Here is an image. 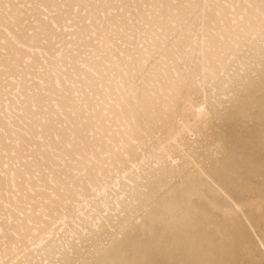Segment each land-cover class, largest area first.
Returning a JSON list of instances; mask_svg holds the SVG:
<instances>
[{
	"label": "snow or ice",
	"instance_id": "obj_1",
	"mask_svg": "<svg viewBox=\"0 0 264 264\" xmlns=\"http://www.w3.org/2000/svg\"><path fill=\"white\" fill-rule=\"evenodd\" d=\"M0 7L7 13L13 8L33 13L21 18L33 54L16 48L0 62L5 85L0 245L12 255L23 245L26 255L34 224L63 216L74 225L55 259L13 260L5 255L0 264H140L114 240L100 239V233L116 231L110 218L85 216L79 208L99 200L98 190L108 188L113 173L138 159L141 147L161 137L177 117L186 116L193 132L207 124L221 96L213 91L192 109V93L204 80L189 70L191 60L203 63L206 77H215L224 59L233 58L235 34L258 31L259 78L264 84V0H9ZM241 8L247 15L231 19L230 10ZM6 20L17 22L8 14ZM65 22L73 25V35L62 30ZM36 52L47 55L42 60ZM89 62L94 70H76ZM161 81L170 88L163 105L156 93ZM248 81L224 89L228 103L255 82V74ZM24 82L30 91L20 96ZM176 164L158 158L150 175L121 186L123 195L115 207L131 209L133 226L155 219L157 209L173 207L174 194L155 184L157 171Z\"/></svg>",
	"mask_w": 264,
	"mask_h": 264
},
{
	"label": "bare ground",
	"instance_id": "obj_2",
	"mask_svg": "<svg viewBox=\"0 0 264 264\" xmlns=\"http://www.w3.org/2000/svg\"><path fill=\"white\" fill-rule=\"evenodd\" d=\"M7 3L9 0H0ZM13 3H30L34 0H11ZM6 14L17 22L6 20ZM33 15L28 9H12L11 13L0 7V62L7 52L16 48L24 55H31V41L23 30L22 20ZM62 30L73 35V25L64 23ZM197 37L192 34L193 47ZM23 45V47H19ZM43 60L47 53L36 52ZM232 59L225 58L215 77H206L204 65L191 60L188 68L199 72L204 83L192 93V109L197 100L216 91L221 97L225 88H231L255 74V82L240 90L237 98L213 119L193 132L187 117H177L165 133L144 144L139 158L129 161L118 175L113 173L108 188L98 190L99 200L83 202L79 208L85 216L110 218L116 231L111 235L100 233V239L114 240L123 248L128 258L140 264H264V84L259 78L260 36L237 33L231 42ZM235 54H238L235 55ZM81 74L94 70L92 63L76 69ZM56 77L54 76L53 79ZM59 78L63 80V73ZM49 83L45 81L44 88ZM112 88L116 83L112 82ZM3 74L0 73V128L5 123L3 104ZM20 96L29 93L26 82L21 84ZM157 100L168 102L170 88L166 81L156 85ZM15 98V97H14ZM61 103H63L61 101ZM57 110L58 109H54ZM124 117H121L123 120ZM149 156V160L145 156ZM155 157V158H152ZM158 158L177 161L174 167L156 172L157 189L166 188L174 194L170 209L156 210V218L133 226L132 212L116 208L118 197L123 195L121 186L130 180L142 181L151 174ZM105 192L107 193L105 195ZM107 201L108 206H105ZM3 196L0 195V204ZM154 203L153 201H150ZM3 209L0 207V221ZM71 218H49L32 226L26 239L28 254L24 249L15 255L5 253L0 245V260L5 255L11 259L48 260L73 227ZM123 233V234H122ZM122 234V235H121Z\"/></svg>",
	"mask_w": 264,
	"mask_h": 264
},
{
	"label": "clouds",
	"instance_id": "obj_3",
	"mask_svg": "<svg viewBox=\"0 0 264 264\" xmlns=\"http://www.w3.org/2000/svg\"><path fill=\"white\" fill-rule=\"evenodd\" d=\"M247 2L248 0H237V3L240 4H244ZM256 2L258 3L259 0H256ZM230 13H231V19L235 21H240L243 16L247 15V12L242 8L238 10H230ZM220 101H223V103H221ZM228 104L229 103L227 102V100L222 96L220 100L217 101L216 108L214 109L213 114L210 116L209 121L213 119L214 114L222 111Z\"/></svg>",
	"mask_w": 264,
	"mask_h": 264
}]
</instances>
